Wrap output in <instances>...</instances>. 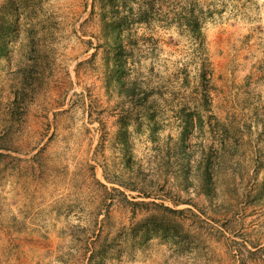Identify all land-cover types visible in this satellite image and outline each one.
<instances>
[{
	"label": "rangeland",
	"instance_id": "374dc122",
	"mask_svg": "<svg viewBox=\"0 0 264 264\" xmlns=\"http://www.w3.org/2000/svg\"><path fill=\"white\" fill-rule=\"evenodd\" d=\"M0 264H264V0H0Z\"/></svg>",
	"mask_w": 264,
	"mask_h": 264
}]
</instances>
